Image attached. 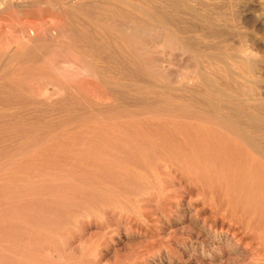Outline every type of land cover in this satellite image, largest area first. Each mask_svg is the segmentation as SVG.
Returning <instances> with one entry per match:
<instances>
[{
  "label": "rangeland",
  "instance_id": "1",
  "mask_svg": "<svg viewBox=\"0 0 264 264\" xmlns=\"http://www.w3.org/2000/svg\"><path fill=\"white\" fill-rule=\"evenodd\" d=\"M0 264H264V0H0Z\"/></svg>",
  "mask_w": 264,
  "mask_h": 264
}]
</instances>
